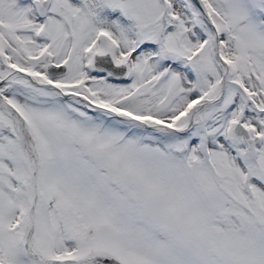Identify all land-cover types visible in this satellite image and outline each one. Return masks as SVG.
<instances>
[{
    "label": "snow or ice",
    "instance_id": "snow-or-ice-1",
    "mask_svg": "<svg viewBox=\"0 0 264 264\" xmlns=\"http://www.w3.org/2000/svg\"><path fill=\"white\" fill-rule=\"evenodd\" d=\"M0 264H264V0H0Z\"/></svg>",
    "mask_w": 264,
    "mask_h": 264
}]
</instances>
